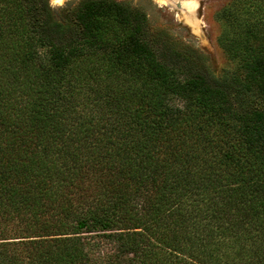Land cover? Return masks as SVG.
<instances>
[{
    "label": "trees",
    "instance_id": "1",
    "mask_svg": "<svg viewBox=\"0 0 264 264\" xmlns=\"http://www.w3.org/2000/svg\"><path fill=\"white\" fill-rule=\"evenodd\" d=\"M212 72L129 0H0V264H264V0Z\"/></svg>",
    "mask_w": 264,
    "mask_h": 264
},
{
    "label": "rangeland",
    "instance_id": "2",
    "mask_svg": "<svg viewBox=\"0 0 264 264\" xmlns=\"http://www.w3.org/2000/svg\"><path fill=\"white\" fill-rule=\"evenodd\" d=\"M68 1L76 2L62 0L54 3L50 0V3L57 7ZM129 1L146 12L151 29L165 35L174 47L202 52L206 66L215 74H220L223 69L235 68L234 60L218 42L224 29L218 14L229 0H173L179 2L181 8L171 0Z\"/></svg>",
    "mask_w": 264,
    "mask_h": 264
},
{
    "label": "water",
    "instance_id": "3",
    "mask_svg": "<svg viewBox=\"0 0 264 264\" xmlns=\"http://www.w3.org/2000/svg\"><path fill=\"white\" fill-rule=\"evenodd\" d=\"M171 2H172V3H175V5H176L177 7L181 8V4H180L179 2H176V1H173V0H171Z\"/></svg>",
    "mask_w": 264,
    "mask_h": 264
},
{
    "label": "bare ground",
    "instance_id": "4",
    "mask_svg": "<svg viewBox=\"0 0 264 264\" xmlns=\"http://www.w3.org/2000/svg\"><path fill=\"white\" fill-rule=\"evenodd\" d=\"M54 3H59L61 2L62 0H52ZM163 1V0H162ZM193 8V7H192Z\"/></svg>",
    "mask_w": 264,
    "mask_h": 264
}]
</instances>
